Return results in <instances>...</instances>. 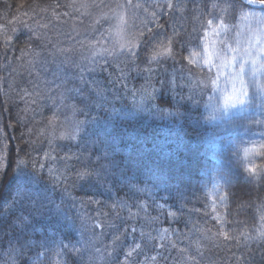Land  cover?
<instances>
[{
    "label": "trees",
    "instance_id": "trees-1",
    "mask_svg": "<svg viewBox=\"0 0 264 264\" xmlns=\"http://www.w3.org/2000/svg\"><path fill=\"white\" fill-rule=\"evenodd\" d=\"M100 1L0 0V264H264V239L244 247L209 207L212 85L186 58L224 7H247L111 0L142 16L137 47L109 55L103 21L82 33ZM91 45L104 55L73 59ZM139 96L147 111L115 116Z\"/></svg>",
    "mask_w": 264,
    "mask_h": 264
},
{
    "label": "rangeland",
    "instance_id": "rangeland-1",
    "mask_svg": "<svg viewBox=\"0 0 264 264\" xmlns=\"http://www.w3.org/2000/svg\"><path fill=\"white\" fill-rule=\"evenodd\" d=\"M94 1L101 4L100 0H90V4ZM104 6L103 14L85 17L87 22L81 32L86 35L87 26L89 35H97V24L103 21L108 28L106 36L111 38L104 39L113 48L108 54L133 51L138 45L134 28L141 12L124 1L108 0ZM246 7L237 11L234 20L229 15L231 8L224 7L220 19L214 17L205 25L201 42L189 50L186 58L189 64L204 70L202 74L212 85L205 105L210 130L206 142L209 166L203 170V190L209 207L221 228L239 235L245 241L244 247H256L264 239V180L254 176V172H264V9ZM91 46L90 51L74 52L73 59L86 61L104 55L103 48ZM216 53H222L233 66L221 67ZM241 63L247 96L240 94L237 73ZM232 93L240 99L228 100ZM140 98L116 109L115 116L147 111V99Z\"/></svg>",
    "mask_w": 264,
    "mask_h": 264
},
{
    "label": "snow or ice",
    "instance_id": "snow-or-ice-1",
    "mask_svg": "<svg viewBox=\"0 0 264 264\" xmlns=\"http://www.w3.org/2000/svg\"><path fill=\"white\" fill-rule=\"evenodd\" d=\"M246 3H248V4H256L257 0H246ZM260 3H261V6H264V0H260ZM229 51H232V49H229ZM262 51H264V49H262ZM159 54L160 53H154L153 56H152V59L154 60L156 58V56L159 55ZM216 56H217V59L220 61V66L221 67H231V66H233L232 62L227 61L225 59V56L222 53H216ZM234 60H235V56L232 57V61H234ZM246 62L247 61H245V63ZM244 70H245L244 69V63H241L239 65V70H238L237 76L239 78V83L241 84L240 94L242 96H247V91L245 89V82L242 79ZM227 99L230 100V99H232V97L230 96ZM249 171H252V169H250ZM93 174L94 173L90 171V172H87V173L81 172L79 175H80L81 178H89ZM30 221H31V216H29V215L19 217V223H20L22 232L30 225ZM65 247H67V246L65 245Z\"/></svg>",
    "mask_w": 264,
    "mask_h": 264
},
{
    "label": "bare ground",
    "instance_id": "bare-ground-1",
    "mask_svg": "<svg viewBox=\"0 0 264 264\" xmlns=\"http://www.w3.org/2000/svg\"><path fill=\"white\" fill-rule=\"evenodd\" d=\"M257 1H259V0H257ZM253 9H254V10H257L256 8H253ZM258 9H260V8H258ZM229 96L232 97L231 100H233V101H235V100H239V99H240V97H235L234 93H232V95H229ZM224 103H225V102H224ZM254 176L257 177V178H259V179L262 178V179L264 180V172H259V173L254 172Z\"/></svg>",
    "mask_w": 264,
    "mask_h": 264
},
{
    "label": "water",
    "instance_id": "water-1",
    "mask_svg": "<svg viewBox=\"0 0 264 264\" xmlns=\"http://www.w3.org/2000/svg\"><path fill=\"white\" fill-rule=\"evenodd\" d=\"M241 1H242L246 6H248V7H250V8H256V9L260 8V9H264V6H261L260 1H257L256 4H248V3H246V0H241Z\"/></svg>",
    "mask_w": 264,
    "mask_h": 264
}]
</instances>
